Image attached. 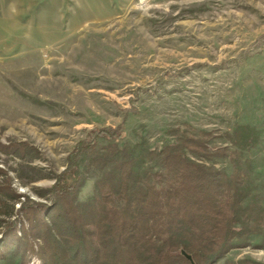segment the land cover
<instances>
[{
    "label": "rangeland",
    "instance_id": "374dc122",
    "mask_svg": "<svg viewBox=\"0 0 264 264\" xmlns=\"http://www.w3.org/2000/svg\"><path fill=\"white\" fill-rule=\"evenodd\" d=\"M241 124L258 141L238 167L264 207V0H0V248L7 223L54 206V176L93 130L233 151ZM98 176L82 174L77 199ZM213 264H264L261 235Z\"/></svg>",
    "mask_w": 264,
    "mask_h": 264
},
{
    "label": "trees",
    "instance_id": "16d2710c",
    "mask_svg": "<svg viewBox=\"0 0 264 264\" xmlns=\"http://www.w3.org/2000/svg\"><path fill=\"white\" fill-rule=\"evenodd\" d=\"M121 137L97 129L78 142L54 176L50 211L32 208L20 234L15 223L3 228L0 264H213L255 234L264 241V207L238 167L241 150L258 141L253 126L228 134L233 151L183 137L145 150L117 144ZM98 138L109 142L100 146ZM215 157L227 158L231 171L207 163ZM89 170L99 176L93 193L79 200Z\"/></svg>",
    "mask_w": 264,
    "mask_h": 264
},
{
    "label": "water",
    "instance_id": "95a60500",
    "mask_svg": "<svg viewBox=\"0 0 264 264\" xmlns=\"http://www.w3.org/2000/svg\"><path fill=\"white\" fill-rule=\"evenodd\" d=\"M183 254L186 256V258H187L190 262H192V260H191V258H190L189 255H186L184 252H183Z\"/></svg>",
    "mask_w": 264,
    "mask_h": 264
}]
</instances>
